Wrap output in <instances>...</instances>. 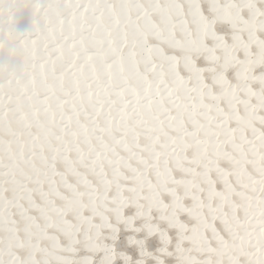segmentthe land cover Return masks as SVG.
Returning a JSON list of instances; mask_svg holds the SVG:
<instances>
[{"label": "snow or ice", "instance_id": "obj_1", "mask_svg": "<svg viewBox=\"0 0 264 264\" xmlns=\"http://www.w3.org/2000/svg\"><path fill=\"white\" fill-rule=\"evenodd\" d=\"M0 264H264V0H0Z\"/></svg>", "mask_w": 264, "mask_h": 264}]
</instances>
